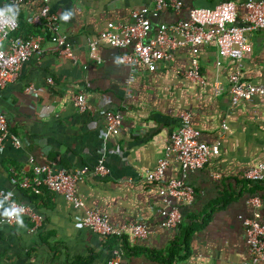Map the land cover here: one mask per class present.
Here are the masks:
<instances>
[{
    "label": "crops",
    "instance_id": "1",
    "mask_svg": "<svg viewBox=\"0 0 264 264\" xmlns=\"http://www.w3.org/2000/svg\"><path fill=\"white\" fill-rule=\"evenodd\" d=\"M222 1L226 0H183L180 14L163 10L150 15L152 29L145 40L161 23L186 16L189 8L213 7ZM234 1L241 16L245 0ZM43 3L8 4L26 27ZM153 4V0H49L77 60L60 55L47 31L41 60L32 57L15 80L0 88V112L7 115L11 131L28 143L24 147L10 142L0 145V188L13 189L18 200L43 215L35 231L30 230L28 217L20 219L22 223L0 221V264H107L115 249L122 251V264H258L252 262L243 218L255 211L264 217V179H246L244 172L264 161V97L232 102L229 75L235 60L223 58L218 65L216 43L202 45L200 65L206 82L200 84L185 77L192 50L179 46L155 71L139 65L131 85L134 97L127 98L125 80L130 67L118 59L124 49L101 42V61L89 54V36L99 35L110 21H129L135 8ZM66 11L72 13L68 20L61 18ZM35 28L34 33L45 31V27ZM29 32L28 24L22 34ZM250 41L252 50L243 58V79L264 84V28L253 32ZM7 44L5 40L2 46ZM30 85L34 88L27 90ZM81 91L93 105L92 111L76 109L73 98ZM108 109L124 117L120 133L106 137L104 111ZM184 111L192 113L199 138L210 144L220 142L221 151L189 175L196 195L181 205L180 225L162 227L161 183L129 182L125 177L158 165ZM104 149L111 175L87 174L78 182L86 208L108 213L115 225L145 221L153 229L148 237L133 239L129 233L102 237L80 223L85 210L63 195L19 186L22 177L31 173V154L39 162L72 170L94 164ZM179 173L180 163L172 155L163 183ZM253 197H260L262 204L254 205ZM8 208V201L0 197V217Z\"/></svg>",
    "mask_w": 264,
    "mask_h": 264
},
{
    "label": "built area",
    "instance_id": "2",
    "mask_svg": "<svg viewBox=\"0 0 264 264\" xmlns=\"http://www.w3.org/2000/svg\"><path fill=\"white\" fill-rule=\"evenodd\" d=\"M26 1L9 0L14 6ZM153 3V6L143 5L135 8L129 21L120 24L110 21L99 35L89 36L87 39L90 56L99 62L101 57L98 54V46L101 42L124 49L118 59L130 67V74L125 80L127 98L134 97L131 85L135 81L139 65L143 64L149 71H155L162 61L173 57L174 50L179 46H189L192 50L191 66L185 72V77L204 84L206 78L201 72L200 47L211 42L216 43L218 47V65L222 64L223 58H230L236 62L235 69L229 75L232 102L237 104L242 100H252L256 95L264 97V84H254L243 79V58L252 50L251 34L264 28V0L243 1L245 12L241 16L238 14V3L234 0L222 1L213 7H191L186 16H181L173 22L161 23L154 35L146 41L152 29L150 15L157 16L163 10H172L180 14L184 8L183 0H153ZM28 22L34 27L42 29L45 27V31L13 35L19 28V20L11 11L0 8V88L15 80L23 65L32 57L41 60L44 54L42 42L47 38V31L60 55L77 60L73 44L68 34L62 30L60 16L51 11L49 0H44L40 11L30 16ZM5 40H8V44L3 47L2 43ZM49 81H52L51 77ZM216 84L218 85L217 82ZM33 88L34 85H30L27 90ZM73 103L79 112L94 109L84 91L74 96ZM104 117L106 137L119 134L124 117L122 113L108 109L104 111ZM199 137L200 129L194 124L192 113L184 111L180 126L172 131L167 139L166 153L158 165L153 170L140 171L125 177L129 182L140 180L161 183L160 193L164 199V205L160 210L162 227L180 225L183 219L181 205L192 202L196 195L189 175L204 167L213 155L221 151L220 142L210 144ZM6 142L12 143L15 147H24L28 144L25 139L11 131L7 115L0 112V145ZM172 155L180 163V173L163 183ZM29 162L32 165L31 173L22 177L19 186L36 191L46 188L63 195L75 207L85 210L80 223L98 232L102 237L109 235L121 237L129 233L133 239H137L148 237L153 232L145 221L115 225L108 213L101 209L86 208V201L78 190V182L87 174L100 177L111 175L105 149L94 164H84L72 170L57 166L53 162H39L33 154L29 156ZM244 177L254 181L263 180L264 161L248 168L244 172ZM0 197L8 201V212L22 208L19 217L20 219L28 217L31 220V231L42 225L43 215L32 205L18 200L13 189L0 188ZM250 201L256 206L262 204L260 197H253ZM0 221L4 224H15L18 219L16 215L5 214L0 217ZM243 222L252 262L264 264V217L260 211H255L252 216L243 218ZM107 264H122V251L115 249Z\"/></svg>",
    "mask_w": 264,
    "mask_h": 264
},
{
    "label": "trees",
    "instance_id": "3",
    "mask_svg": "<svg viewBox=\"0 0 264 264\" xmlns=\"http://www.w3.org/2000/svg\"><path fill=\"white\" fill-rule=\"evenodd\" d=\"M8 3H9V0H0V8H5V9L11 11L10 5H9ZM24 24H25L24 22L19 23V28H18L16 31L13 32V35H15V36L22 35V31H23V29H25V28L27 27L28 24H29V26H30V30H31V31H33L34 28H35V27H34L33 25H31L30 23L26 24V27H24ZM35 29H36V28H35ZM29 33H30V32H29ZM44 189H46V188H44Z\"/></svg>",
    "mask_w": 264,
    "mask_h": 264
},
{
    "label": "clouds",
    "instance_id": "4",
    "mask_svg": "<svg viewBox=\"0 0 264 264\" xmlns=\"http://www.w3.org/2000/svg\"><path fill=\"white\" fill-rule=\"evenodd\" d=\"M72 13L71 11H66L62 14L61 18L64 20H68L71 17ZM22 211V208L14 209L13 211H9L6 213L7 215H16L19 222L22 223V220H20L19 213Z\"/></svg>",
    "mask_w": 264,
    "mask_h": 264
}]
</instances>
